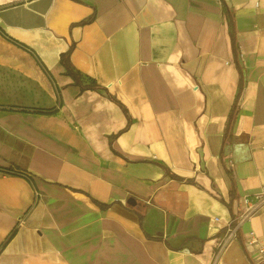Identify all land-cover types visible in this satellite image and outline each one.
Here are the masks:
<instances>
[{
    "label": "crops",
    "instance_id": "0c3cea01",
    "mask_svg": "<svg viewBox=\"0 0 264 264\" xmlns=\"http://www.w3.org/2000/svg\"><path fill=\"white\" fill-rule=\"evenodd\" d=\"M0 67V264H252L264 0H0Z\"/></svg>",
    "mask_w": 264,
    "mask_h": 264
},
{
    "label": "built area",
    "instance_id": "2783aa9c",
    "mask_svg": "<svg viewBox=\"0 0 264 264\" xmlns=\"http://www.w3.org/2000/svg\"><path fill=\"white\" fill-rule=\"evenodd\" d=\"M231 165V161H228ZM234 217L236 228L248 221L254 214L258 213L264 205V186L259 192L253 193L251 196H242L238 200ZM231 232V231H230ZM244 246L248 249V257L252 264H264V241H262L252 230L247 231ZM234 236L231 232L223 243L219 245L222 249L228 238Z\"/></svg>",
    "mask_w": 264,
    "mask_h": 264
},
{
    "label": "rangeland",
    "instance_id": "374dc122",
    "mask_svg": "<svg viewBox=\"0 0 264 264\" xmlns=\"http://www.w3.org/2000/svg\"><path fill=\"white\" fill-rule=\"evenodd\" d=\"M24 83L23 79L15 72L0 67V97L8 93L9 89L16 88ZM0 108L8 110L18 108L13 105L0 104Z\"/></svg>",
    "mask_w": 264,
    "mask_h": 264
},
{
    "label": "trees",
    "instance_id": "16d2710c",
    "mask_svg": "<svg viewBox=\"0 0 264 264\" xmlns=\"http://www.w3.org/2000/svg\"><path fill=\"white\" fill-rule=\"evenodd\" d=\"M230 36L232 37L233 51L235 53V56H237L235 35H233V33H231ZM69 52L70 51H67L66 53H62L60 55L61 56L60 57V62L65 66L66 69H68V71H70ZM236 64L238 65L237 59H236ZM239 71H241V68L240 67H239ZM74 79H75V83H77L79 86H81V88H90V89H94V90H98L99 89V90H102V91H104L106 93V89L104 87H102L100 85H96V83H94V82H90L88 84H83L82 85L81 82H80V80H79V78H77L75 75H74ZM241 79L242 78H241V73H240V79H239L240 83H239V87H241V84H242ZM34 111H37L38 112V111H43V110H41V109H38V110L37 109H34ZM234 112L235 111H234V107H233L232 114L230 115V118L229 119L232 118ZM227 132H228V128H227V131H226L225 135L227 134Z\"/></svg>",
    "mask_w": 264,
    "mask_h": 264
},
{
    "label": "water",
    "instance_id": "95a60500",
    "mask_svg": "<svg viewBox=\"0 0 264 264\" xmlns=\"http://www.w3.org/2000/svg\"><path fill=\"white\" fill-rule=\"evenodd\" d=\"M127 203H130V204L135 203V200L134 199H130V200L127 201Z\"/></svg>",
    "mask_w": 264,
    "mask_h": 264
}]
</instances>
